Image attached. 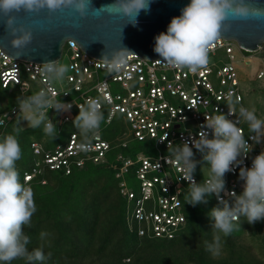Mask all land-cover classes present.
I'll return each instance as SVG.
<instances>
[{
  "label": "built area",
  "instance_id": "1",
  "mask_svg": "<svg viewBox=\"0 0 264 264\" xmlns=\"http://www.w3.org/2000/svg\"><path fill=\"white\" fill-rule=\"evenodd\" d=\"M246 51L236 41L218 38L210 47L207 65L196 72L135 53L114 60L116 68L110 71L101 59L84 51L76 41L68 40L57 61L60 64L66 55L68 63L63 65L68 71L64 83L58 81L61 86L58 87L48 81L42 63L14 58L0 48L3 88L17 87L22 95L34 89L48 90L50 96L55 94V99L71 105L67 111L48 110L55 127L71 122L80 105L96 103L103 115L99 129L89 132L88 140L79 141L80 135L74 132L64 148L58 145L54 153L47 152L42 160L35 161L23 175L24 184L32 189L35 177L43 172L42 163L50 169H64L66 174L72 172L74 164L83 167L87 161L107 165L114 170L120 191L129 202L127 222L131 230L139 237L174 238L187 222L182 194L188 185L179 179L182 172L175 161L165 159L169 143L178 145L198 138L205 116L227 114L231 106L236 115L229 118L239 120L237 126L253 148L242 166L251 167L252 157L264 149V139L257 144L255 133L239 118L241 107L249 109L239 65L241 61L252 62ZM251 78L263 79L264 69H257ZM19 113L17 105L0 111V137ZM118 116L128 122L130 140L151 144L147 152L126 155L124 149L130 147L129 138L114 143L102 135L103 124L110 125ZM116 146L121 151L109 157ZM31 147L37 155L45 152L38 141H33ZM193 152L200 156L195 148ZM238 173L236 168L225 175L226 192L221 193L224 200L230 197L229 193L242 191ZM129 178L138 180L137 189L130 186ZM194 178L198 183L196 171Z\"/></svg>",
  "mask_w": 264,
  "mask_h": 264
},
{
  "label": "clouds",
  "instance_id": "2",
  "mask_svg": "<svg viewBox=\"0 0 264 264\" xmlns=\"http://www.w3.org/2000/svg\"><path fill=\"white\" fill-rule=\"evenodd\" d=\"M89 0H0V22L6 30H11V44L22 50L32 39L30 29L23 25L13 29L12 13H55L70 9L77 16H87ZM106 7L118 8L124 16L135 18L141 10H148V0H114ZM246 0H190L180 10L179 16L171 18L166 32L155 36L154 52L162 62L176 67H186L192 72L208 63L210 47L221 35L230 18L246 19L255 14ZM121 50L103 54L99 61L105 63L109 70L116 68L114 58ZM68 68L57 61L47 60L43 63V72L50 82L62 81ZM17 106L23 121L28 127L37 128L44 125L45 134L56 136V127L47 113L49 109L56 112L67 111L70 104L50 96L48 90H40L30 96L17 97ZM79 113L73 120L74 126L87 138L89 132L99 129L103 115L96 103L80 105ZM47 109V111H45ZM236 115L231 106L228 113L217 112L205 116L201 131L197 137L183 141L181 144L169 143L167 162L174 160L182 172L179 179L187 182L185 202L189 205L207 204L208 198L215 195L218 205L213 207L208 216L214 229L213 243L207 246L214 256L219 255V233L229 236L236 230L240 216L247 218L252 225L264 221V149L252 157L251 167L242 166L245 158L252 151L249 140L243 130L237 126L239 120L229 117ZM239 118L247 123L249 131L255 133V142L264 138V119L258 118L255 110L241 107ZM210 130V131H209ZM18 132L19 129H16ZM211 137V138H210ZM193 148L201 155L195 159ZM22 157V150L15 135L6 134L0 137V262L11 264V261L27 257L29 261H43L44 253L40 248L28 252L30 238L25 235L24 226H31V218L36 211L32 189L20 181L16 163ZM197 164L208 167V176L197 183L194 173ZM239 168L238 178L242 181L239 194L229 193L231 203L221 197L226 192L225 175Z\"/></svg>",
  "mask_w": 264,
  "mask_h": 264
},
{
  "label": "trees",
  "instance_id": "3",
  "mask_svg": "<svg viewBox=\"0 0 264 264\" xmlns=\"http://www.w3.org/2000/svg\"><path fill=\"white\" fill-rule=\"evenodd\" d=\"M0 88L10 94L20 92L17 87L10 90L0 85ZM36 92L35 89L31 90L26 96ZM73 120L56 127L54 139L45 134L43 124L38 127L43 133H36V138L32 137L35 130L28 126L24 128L18 119L9 124L4 135H15L19 141L22 157L17 161L16 167L22 184L24 173L32 169L35 161L42 160L47 152L54 153L58 145L64 148L72 133L80 135L79 141L88 140V134L85 138L74 126ZM115 121L116 118L113 122ZM65 124H72L67 132ZM108 126L103 124L104 137L115 139L117 133H105ZM61 135H66L67 139L61 140ZM26 140L29 142L27 145L30 147L31 157L26 154ZM33 141L43 144L45 152L35 154L31 147ZM150 146L149 142H136L135 146L124 149V153L134 155L139 151L147 152ZM119 151L121 148L116 146L109 157L113 158ZM42 166L43 172L32 182L36 211L31 218V226H24L23 231L30 238L28 252L40 248L45 259L29 261L25 256L11 261V264H211L205 256L206 241L203 240V235L212 228L208 213L213 207L220 206L214 195L208 198L207 204L192 206L185 202L188 192L185 189L182 198L187 222L177 235L172 239L139 237L129 227V202L121 193L119 179L111 167L87 161L83 167L74 164L72 172L66 174L64 169H50L43 163ZM196 174L200 182L202 176L198 171ZM225 200L231 203L230 197ZM239 220L247 223L244 216H240ZM161 246L178 249H174L172 253L160 254L155 248ZM148 249L153 250L148 253Z\"/></svg>",
  "mask_w": 264,
  "mask_h": 264
},
{
  "label": "water",
  "instance_id": "4",
  "mask_svg": "<svg viewBox=\"0 0 264 264\" xmlns=\"http://www.w3.org/2000/svg\"><path fill=\"white\" fill-rule=\"evenodd\" d=\"M190 0H148V10L138 15L124 16L115 7H106L114 0H89L87 16L81 18L70 9L55 13H12L13 29L23 25L31 30L32 39L22 50L11 44V30L0 22V48L14 58L44 63L58 61L68 40L90 55L102 59L103 54L121 50L114 60L128 54L146 59L161 58L154 52L155 36L166 32L174 16ZM255 11L246 19L230 18L218 38L236 41L240 47L258 51L264 44V0H246ZM2 16V14H0Z\"/></svg>",
  "mask_w": 264,
  "mask_h": 264
},
{
  "label": "rangeland",
  "instance_id": "5",
  "mask_svg": "<svg viewBox=\"0 0 264 264\" xmlns=\"http://www.w3.org/2000/svg\"><path fill=\"white\" fill-rule=\"evenodd\" d=\"M251 63L246 61H241L239 63L242 75V86L244 89L245 95V104L249 107L250 110H255V114L258 118L264 119V78L261 80L252 79L253 73L257 69H264V44L258 51L252 52L250 54ZM68 58L65 55L61 60V65H67ZM58 87L60 82H54ZM64 83V78L62 80ZM11 92V91H10ZM22 95L21 92L14 91L13 93L4 92L0 88V111L11 108L13 105H17V97ZM27 94L23 95L26 96ZM18 120L21 122V125L25 128L27 127V122L23 121L22 114L19 113ZM117 121L113 122L108 126L106 130L107 135H112L117 133L118 136L115 139H112L114 143H118L119 140L127 139L130 146H135L136 142L130 140V127L127 121L123 118H116ZM62 126V123L59 124ZM72 124H65V132L70 130ZM42 129V128H41ZM44 129V128H43ZM32 137L36 138V133L39 135L43 132L37 127L34 129ZM124 132L127 134L125 135ZM104 136V133H102ZM61 140L66 138V135L59 136ZM67 139V138H66ZM264 139V138H262ZM130 140V141H129ZM24 139L22 140V142ZM27 148L26 154L31 157V150L29 142L27 140L24 143ZM118 147V146H117ZM116 148V147H115ZM200 155V153H199ZM195 159L201 160V155L195 153ZM29 158L26 159L28 163ZM196 171H198L200 177V182H203V177L208 176V167L206 165L197 164ZM130 186L137 189L139 184L138 180L135 178H129ZM214 229L211 228L207 230L203 235V240L206 241L205 256L211 262V264H264V221L257 222L255 224L241 223L240 220L237 222V228L234 230L231 235L224 236L223 233H219L220 243L218 246L219 255L214 256L211 251L207 250V246L213 243ZM178 249V247H176ZM174 248L175 250H177ZM156 251L160 254L172 253L174 251L173 247L161 246L155 248ZM153 249H148V253Z\"/></svg>",
  "mask_w": 264,
  "mask_h": 264
}]
</instances>
